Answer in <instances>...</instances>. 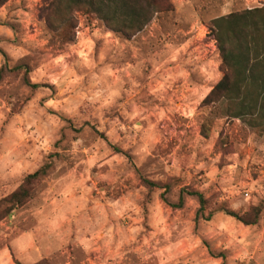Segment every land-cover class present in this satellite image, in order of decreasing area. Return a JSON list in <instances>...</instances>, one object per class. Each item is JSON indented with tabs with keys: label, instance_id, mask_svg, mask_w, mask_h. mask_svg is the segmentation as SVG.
Returning <instances> with one entry per match:
<instances>
[{
	"label": "rangeland",
	"instance_id": "374dc122",
	"mask_svg": "<svg viewBox=\"0 0 264 264\" xmlns=\"http://www.w3.org/2000/svg\"><path fill=\"white\" fill-rule=\"evenodd\" d=\"M50 1L0 7V67L26 65L0 82V200L47 167L0 220V264H264V132L203 104L222 77L211 21L263 0H164L130 38L81 9L51 29ZM143 178L174 183L169 203L201 191L206 214L261 213L196 220L195 197L172 208Z\"/></svg>",
	"mask_w": 264,
	"mask_h": 264
},
{
	"label": "trees",
	"instance_id": "16d2710c",
	"mask_svg": "<svg viewBox=\"0 0 264 264\" xmlns=\"http://www.w3.org/2000/svg\"><path fill=\"white\" fill-rule=\"evenodd\" d=\"M7 1L0 0V7ZM164 5V0H51L46 22L51 29H55L58 25L70 21L73 11L81 9L97 16L111 30L130 38L148 24L154 13L163 10ZM62 12L65 13V21H60ZM210 27L214 31L222 59V77L204 98L203 104L211 105L224 101L228 117L264 132V43H259L260 40L264 41V2L261 6L217 17L211 21ZM24 68L26 71V65L22 63L9 67L5 62L0 67V82L10 72L20 73ZM22 79L33 88L41 86L30 83L26 73ZM46 172V166L37 169L29 174L16 190L0 200V220L9 216L17 206L30 198L29 187L32 180L45 175ZM142 182L150 191L161 189L160 198L172 208H182L185 196L195 197L199 204L196 220H210L215 213L223 212L245 225H251L257 223L261 213L259 206L240 214L225 204H219L206 214L207 198L201 191L181 186L177 201L169 203L167 194L175 186L174 183L166 182L160 186L146 178H143Z\"/></svg>",
	"mask_w": 264,
	"mask_h": 264
},
{
	"label": "crops",
	"instance_id": "0c3cea01",
	"mask_svg": "<svg viewBox=\"0 0 264 264\" xmlns=\"http://www.w3.org/2000/svg\"><path fill=\"white\" fill-rule=\"evenodd\" d=\"M245 2H247V3H251V2H256V1H259V0H244ZM263 2H264V0H263ZM262 4H260V5H257V6H261ZM252 7H256V6H248V8H252Z\"/></svg>",
	"mask_w": 264,
	"mask_h": 264
}]
</instances>
